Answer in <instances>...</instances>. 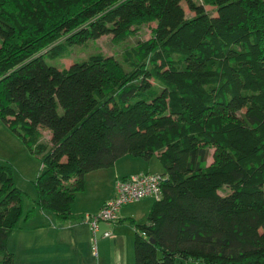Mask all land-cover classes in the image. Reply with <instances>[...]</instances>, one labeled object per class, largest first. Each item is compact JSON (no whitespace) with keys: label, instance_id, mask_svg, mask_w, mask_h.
Here are the masks:
<instances>
[{"label":"trees","instance_id":"obj_1","mask_svg":"<svg viewBox=\"0 0 264 264\" xmlns=\"http://www.w3.org/2000/svg\"><path fill=\"white\" fill-rule=\"evenodd\" d=\"M151 24L120 59L52 64ZM0 120L42 163L27 213L0 164V264H16L9 241L34 211L96 236L92 218L116 190L77 218L86 175L155 156L162 196L145 223L130 221L135 264H264V0H0Z\"/></svg>","mask_w":264,"mask_h":264},{"label":"crops","instance_id":"obj_2","mask_svg":"<svg viewBox=\"0 0 264 264\" xmlns=\"http://www.w3.org/2000/svg\"><path fill=\"white\" fill-rule=\"evenodd\" d=\"M123 160H125L126 166L112 176L105 170H97L86 175L85 191L78 194L77 201L73 206V213L77 218L99 213L103 205L113 198L115 194L114 184L117 178L130 177L146 170L144 163L138 164L140 160L133 161L127 158ZM127 162H130V164L127 165ZM132 167H134V171ZM142 201L144 202L146 199ZM37 218L36 216L33 220L26 223L27 226L32 225L31 228L20 229L15 233L20 238L18 239L20 249L26 252H34L32 255L20 257L23 264H37V258L49 261L51 259H66L78 254L81 257L82 255L83 257L85 255L89 256L92 235L95 243L101 242L104 243V246L102 247L101 256L96 252V259L91 257V262L88 264H134L136 229L135 225L130 221L133 220L136 224H143L147 221V216L145 214L142 215V212L132 210L130 207H124L120 211V222H101L95 236L91 226L81 221L75 222L74 225L66 226L57 225L55 219H51V227H47L43 222L38 221L39 219ZM122 220L126 221L122 222ZM107 232H110L111 236L105 238L104 234ZM34 246L36 249L32 250Z\"/></svg>","mask_w":264,"mask_h":264},{"label":"rangeland","instance_id":"obj_3","mask_svg":"<svg viewBox=\"0 0 264 264\" xmlns=\"http://www.w3.org/2000/svg\"><path fill=\"white\" fill-rule=\"evenodd\" d=\"M185 11H186V17L191 18L194 16V12L187 6L185 2L182 3ZM220 7L216 9H208L211 14H216ZM155 27V24H151L149 26H145L140 30V34L136 38H131L127 40L122 46L116 47L112 43V36H104L100 38L99 40L95 42L88 43L87 46L84 47H75L73 49V53L70 58L65 60H59L55 61L52 64L56 65L57 67L63 69V68H69L76 62H83L86 61L89 57L96 53H101L105 56H113L118 59L121 58V52L126 47H131L136 44H138L140 41L148 40L152 36L151 29ZM43 138L42 142L49 143L51 135L47 130H43ZM214 150H212L213 154ZM129 159V160H140L138 164L144 163L146 170L141 172L140 174H135L130 177L135 176H143V175H156V174H164V168L162 167L161 163L159 162L157 156L152 158L150 161H145L141 159H134L131 157H124L120 159L116 165L113 168L110 169H103L105 172H107L109 175H113L114 173H118L122 170L124 166H126L125 160L123 159ZM213 162V159L210 158L208 163L211 164ZM0 164L5 166H10L14 171V179L17 184V186L25 193V199H24V210L25 212H29L33 209H36L35 207V201L37 199V192L35 190V180L38 177L41 169H42V163L40 157L33 156L30 151L27 149V147L24 145L21 139H19L15 134H13L0 120ZM130 162H127V165H129ZM139 166V165H138ZM132 170L134 171V167H132ZM117 178L116 181H118ZM116 187V182L114 184V188ZM77 201V200H76ZM147 201H149L147 203ZM155 200L153 198L146 199V201H139V202H133L131 205H127L126 207H130L132 210H136L139 212H142V215L145 214L148 216V213L150 212V209L152 207V204ZM148 206V207H147ZM34 216L38 217V221H41L44 223L45 226L51 227L52 220L55 219L50 213H43L40 211H34ZM34 218V217H33ZM99 221L105 222V223H114L115 220L113 219H104L103 216L99 217ZM33 222V221H32ZM31 222V223H32ZM55 223H57V220L55 219ZM59 225H61L59 223ZM32 226V225H31ZM31 226H27L24 222H20L17 229H28L31 228ZM99 238V235H98ZM19 235L14 234L10 240V246L9 249L11 252L14 253L16 256V264H23L20 257L32 255L34 252H26L19 247ZM104 246V243L96 242L94 241V236L92 235V243L90 246V254L89 256L81 257V255L77 256H71L68 258L60 259V260H54L51 259L49 261H43L42 258H37L36 263H49V264H88L91 262V257L93 259H96V252L98 255L101 256L102 253V247ZM36 247H32V250H35ZM133 257V256H132ZM33 264V263H32ZM135 264V259H134ZM177 264H197L196 262H187V261H178Z\"/></svg>","mask_w":264,"mask_h":264},{"label":"built area","instance_id":"obj_4","mask_svg":"<svg viewBox=\"0 0 264 264\" xmlns=\"http://www.w3.org/2000/svg\"><path fill=\"white\" fill-rule=\"evenodd\" d=\"M162 178L157 175H143L118 179L116 181V197L108 202L101 213L93 219V228L98 229L99 217L117 220L118 213L123 206L139 202L146 198L159 200L162 196Z\"/></svg>","mask_w":264,"mask_h":264},{"label":"bare ground","instance_id":"obj_5","mask_svg":"<svg viewBox=\"0 0 264 264\" xmlns=\"http://www.w3.org/2000/svg\"><path fill=\"white\" fill-rule=\"evenodd\" d=\"M129 205H130V204H129ZM110 236H111V233H110V232H107V233L104 234V237H105V238H108V237H110Z\"/></svg>","mask_w":264,"mask_h":264},{"label":"water","instance_id":"obj_6","mask_svg":"<svg viewBox=\"0 0 264 264\" xmlns=\"http://www.w3.org/2000/svg\"><path fill=\"white\" fill-rule=\"evenodd\" d=\"M150 242L153 243V244L155 243L154 239H151Z\"/></svg>","mask_w":264,"mask_h":264}]
</instances>
